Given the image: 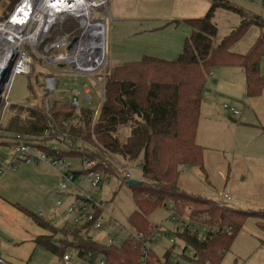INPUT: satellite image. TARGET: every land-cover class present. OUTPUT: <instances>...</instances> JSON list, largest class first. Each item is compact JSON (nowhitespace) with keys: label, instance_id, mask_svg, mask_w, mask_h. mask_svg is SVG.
I'll return each mask as SVG.
<instances>
[{"label":"rangeland","instance_id":"1","mask_svg":"<svg viewBox=\"0 0 264 264\" xmlns=\"http://www.w3.org/2000/svg\"><path fill=\"white\" fill-rule=\"evenodd\" d=\"M226 1L242 9L244 13L250 11L251 15L264 20L258 0H255V3ZM208 9L209 0H107L106 8L103 7L99 11L94 9L92 16L88 18L90 23L98 19L100 22L105 21L107 25L106 57L99 68L100 71L93 77L94 84L86 78L78 80L74 77H60L57 82L58 89L51 93L50 99L74 97L81 106L82 87H87L91 94L90 102L86 104L96 107L100 102L102 87L97 78H102L111 72L112 68L125 62L138 61L143 55L167 60L176 58L181 54L183 41L190 31L188 25L182 21L202 17ZM75 21L77 23L78 20ZM212 21L217 28L216 42L240 24L238 14L219 7L215 9ZM79 22L81 33L85 28L80 19ZM258 34V28L250 26L243 36L233 43L230 51L245 54L257 40ZM78 36H71V40ZM70 45L67 49L73 53ZM20 50L24 48L21 47ZM27 52L32 60V73L16 75L8 92L9 103L13 107L23 106L24 109L42 105V78L46 74L56 75L45 61L41 63L30 51ZM2 55L3 53H0V57ZM259 65L262 75L264 55ZM36 80L39 84L37 86ZM70 80L78 84L80 89L76 90L71 86ZM216 80L219 81L218 84ZM63 83H66V87L62 86ZM244 85L242 69L238 67L216 66L210 70L207 85L202 93V107L199 110L195 136V142L200 144L202 149L203 170L200 172L194 166L186 167L185 170L183 168L178 187L188 194L206 197L218 203H221L220 193L226 192L230 200L224 203L225 205L248 212H264V91L258 97L248 98L245 96ZM33 93L35 100L32 98ZM224 105L237 110L239 114L232 115L228 109L223 108ZM6 116L7 113L3 117L4 121ZM118 134L122 139H126L124 132ZM7 142L11 144L10 139L0 138V156L4 162L11 158L12 148ZM134 165L130 164L133 170ZM35 169L23 163L16 170L0 176V255L5 264H64L57 254L35 245V237L44 231L16 205L26 208L39 218H52L59 226L62 223L78 224L73 221L75 215L67 214L65 209L73 196L84 190L92 200L105 203L107 211L102 215L104 219L110 217L120 225L113 229L110 220L111 222L105 223L101 230L87 231V235L92 236L98 244H106L109 236L122 238L130 231L128 217L135 209L131 198L132 190L121 184L115 176L106 177V183L101 185L99 191L93 192L86 188L85 184H74L60 189L57 187L59 177L54 170L44 163ZM39 174L43 178V188L37 193L38 187L35 183H38L36 176ZM47 190L54 192V196L49 200ZM56 199L60 200L59 204ZM169 214L167 209L160 207L147 215L149 225L154 229V240L149 239L146 244L159 258L170 248V239L173 240L174 257L181 251L182 242L174 234L179 221L170 219ZM257 220L251 215L244 221L230 245L231 248L223 255L219 264H264V231L258 228ZM261 224H264V219ZM59 236L61 235L58 233L55 237ZM181 262L180 260L179 263ZM69 264L89 263L72 257Z\"/></svg>","mask_w":264,"mask_h":264},{"label":"trees","instance_id":"2","mask_svg":"<svg viewBox=\"0 0 264 264\" xmlns=\"http://www.w3.org/2000/svg\"><path fill=\"white\" fill-rule=\"evenodd\" d=\"M16 1L0 0V4L8 11ZM209 6L204 16L182 21L190 31L183 41L181 54L176 58L167 60L143 55L138 61L125 62L106 73L99 108L98 105H83L78 112L76 126L70 130L75 136L90 142L93 134L94 140L111 154L127 164L137 163L141 166V186L128 187L132 190L131 198L135 205L128 217V225L141 233L144 240L154 230L149 225L147 215L160 207L172 212L178 219L185 215L188 223L207 226L208 230L202 240H198L196 233L187 228L174 233L183 244V253L187 249L196 251V264H219L231 248L244 221L251 215L258 219L257 226L264 231V224H261L264 212L220 206L212 199L188 194L177 186L182 168L194 166L200 172L203 170L202 149L195 142V136L202 93L210 70L216 66L238 67L243 71L246 97H258L264 91V74H260L259 65L264 55V20L244 13L226 0H209ZM218 7L238 14L240 24L216 42L217 28L212 18ZM252 25L259 30L255 43L245 54L230 51L233 43ZM75 29L77 25L74 20L66 17L51 30L47 41ZM58 51L51 50L48 55ZM32 96L35 100L34 93ZM50 102L49 114L52 119L44 113L43 105L28 109L10 105L6 112L7 119L0 126V138L12 139L14 134L37 136L46 129L49 122L67 120L72 107L68 103L58 106L55 98ZM97 108L98 117L92 126ZM122 127L129 130L126 139L118 134ZM106 166L98 164L95 170L102 171L107 177L115 176L125 185L115 168ZM20 210L39 228L50 232L49 235L35 237L37 247H44L58 256L67 249L75 248L80 256L87 254L92 260L103 257L104 264H139V249L143 241L137 242L132 238L118 245L98 244L92 236L87 235L89 226L86 223L54 229L26 208ZM55 233L61 236L57 238ZM56 241L59 245H55ZM172 248L170 246L163 253L161 264H173L169 262L173 255ZM184 259L189 262V259ZM158 261L159 258L151 250L146 264Z\"/></svg>","mask_w":264,"mask_h":264},{"label":"built area","instance_id":"3","mask_svg":"<svg viewBox=\"0 0 264 264\" xmlns=\"http://www.w3.org/2000/svg\"><path fill=\"white\" fill-rule=\"evenodd\" d=\"M241 1L255 3V0ZM258 1L261 5V11L264 14V0ZM106 5L107 0H17L12 5L10 10L6 11L4 6L0 4V28L2 30H4V28L6 29L4 33L3 31L0 33L5 37L11 35L12 41L18 44V57L25 58V60L27 59L25 68H17V66L13 63L9 72V77L11 78L3 85L7 86V89L4 93L2 92L0 94L2 103V107L0 109V126L4 122L3 117L6 113V110L10 105H12L8 101V92L13 78L16 75H20V73L27 75L31 73L30 65L32 60L27 50L36 56L41 63H44L45 61L46 64L50 66L49 68L56 72V75L46 74L42 78L41 82V87L43 88L42 105L44 107V113L50 119H52L49 114V107L51 104L50 101L52 99H50V95L54 91H57V82L60 77H74L78 80L81 78H86L90 79L94 84L93 77L98 74L97 72L100 71L99 68L105 60L101 63L94 61V63H90L89 66H87L86 64L81 63L82 61L75 62L72 58L76 53V47L84 33H87L86 37L91 41L95 34V26L99 24L105 25V21L100 22L98 19L95 20L94 23H90L88 18L90 15L92 16L94 9L99 11V9H102L103 7L106 8ZM82 7L85 8L86 14H81L79 9ZM105 14L106 11H104V15ZM66 17L72 18L75 23V20H78L76 23L77 29H75V33H73V31L65 32L64 34L57 36L55 39L48 42L47 39L51 30L56 24L62 23ZM79 19L85 28V30L81 33ZM41 30H44L45 32L37 41V37L33 38V36L36 32ZM73 35L79 36L71 40V36ZM69 45L72 47L73 53L67 49ZM21 47H23L24 50H20ZM54 49L60 51L56 52L55 54L48 55L49 52ZM94 56L95 55H93V60H95L97 57L95 56L94 58ZM104 76L105 75H103L102 78H97L99 79L97 81L102 83ZM69 83L71 86H74L76 90L80 89V86L75 84L73 81L70 80ZM62 86L66 87V83H63ZM102 88L103 85L100 89L99 105L101 104L103 97ZM90 94L91 90H89L87 87H82L83 104L81 106L80 102L74 97H66L65 99H61L59 97L55 99L58 106L68 103L70 107H72V112L67 120H64L60 123L49 122L46 129H44L40 135L26 136L14 134V137L10 139V145L12 148L10 160L8 162H4L3 157L0 156V176L7 173L8 171L16 170L17 167L23 163L31 165L44 163L56 171V174L59 177V184L57 186L58 188L63 189L69 185L74 186V184H85L86 188H90L91 191L96 192L99 191L101 185L105 184L107 181V176H105L102 171L95 170V167H97L98 164H103L105 166L107 165L111 166V168H115L119 175H121V179L125 182L129 179H133L142 183L143 178L141 174V166L139 164L132 163L135 164V169L133 170L130 167V164H127L115 154H111L107 148H105L100 143H97L94 140L93 134L91 135L90 142L84 138L82 139L79 136H75V134L70 131L71 128L76 126L78 122V112L80 108H82V106L86 103L90 102ZM76 95H78V92ZM98 108L94 114L95 116L92 121V126L97 120L99 110ZM223 108L228 109L232 115L239 114L237 110L228 108L226 105H224ZM120 132H124L126 138L129 135V130H127V128H120L119 133ZM57 145L62 148H59ZM65 161H67V163ZM229 200L230 197L228 194H226V192L220 193V206L225 205L224 203L229 202ZM55 201L57 204L60 203L59 199H56ZM106 211V206L103 201L97 202L92 200L84 190L79 194L74 195L72 201L65 209L67 214L75 215V218L73 219L74 222H77L78 224L86 223L89 226V231H99L104 227L105 223L111 220L110 217L109 219H104L102 217L103 213ZM170 219L173 221H179V224L175 228V232L181 231L183 228H187L190 232L196 233L198 240H202L206 235V231L208 230L207 226L205 227L204 225H197L193 222L188 223V218H186L185 215L182 216L181 219H178L172 215V212H170ZM112 223L113 229H116L118 226H120L117 222L112 221ZM132 238L137 242L143 241V245L139 249V264H146L148 255L151 252V250L147 247L146 242L149 239L154 240L153 234L144 240V236L141 233L137 232L134 228H131L130 231L126 232L122 238L115 235L109 236L107 238V243L104 245H118L122 241ZM169 243H171V246H173V240L170 239ZM55 245H59V242L56 241ZM72 257H78L83 262H87L89 264H93L96 261L98 264H104L103 257L92 260L90 255L86 254L84 256H80V253L75 248L64 251V253L60 256V260L64 264H69ZM184 258L187 260L189 259V262H186ZM162 260L163 259L161 257L159 258V261L155 262L154 264H161ZM180 260L182 261L181 263H179ZM196 261L197 256L194 249H187L184 253L181 249L180 253L177 254L176 257L172 255L169 258V262L173 264H196ZM0 264H5V261L1 255Z\"/></svg>","mask_w":264,"mask_h":264},{"label":"bare ground","instance_id":"4","mask_svg":"<svg viewBox=\"0 0 264 264\" xmlns=\"http://www.w3.org/2000/svg\"><path fill=\"white\" fill-rule=\"evenodd\" d=\"M81 11V14H86V10L84 7L79 9ZM88 13V12H87ZM83 22V21H82ZM95 34L93 36V39L90 41L89 38L86 37L87 33H84V35L81 37L76 53L72 59H74L75 62H80L86 64L89 66L90 63H94L96 61L97 63H101L105 60V51H106V40H105V34H106V25L99 24L95 26ZM3 31V33L6 31L2 30L0 28V32ZM44 30H41L39 32H36L33 36L37 37L36 40L38 41L42 35L44 34ZM0 52L3 53V56L0 58V72L2 70L11 68L12 64L14 63L17 68L26 67L27 59L25 58H19V49L18 44L14 43L12 41V36H3L0 33ZM93 55L97 56L95 60H93ZM11 64V65H10ZM10 72V69H9ZM8 72V73H9ZM10 74V73H9ZM1 77V76H0ZM11 77H7L6 81L8 82ZM5 81V82H6ZM7 89V86L2 87L1 92H5Z\"/></svg>","mask_w":264,"mask_h":264},{"label":"crops","instance_id":"5","mask_svg":"<svg viewBox=\"0 0 264 264\" xmlns=\"http://www.w3.org/2000/svg\"><path fill=\"white\" fill-rule=\"evenodd\" d=\"M210 7V6H209ZM247 13H250V11L249 12H247ZM251 14V13H250ZM242 74H243V71H242ZM217 81V80H216ZM243 81H244V76H243ZM245 82V81H244ZM213 83V82H212ZM219 83V81H217V84ZM217 84H215L214 85V87H216L217 86ZM244 89H245V85H244ZM205 90V89H204ZM201 107H202V102H201V105H200V109H201ZM198 144V143H197ZM200 145V144H199ZM25 165H29L30 167H32L33 168V170H36L35 169V167H38L39 165H42V163H38V164H36V165H31V164H27V163H25ZM47 165V164H46ZM48 166V165H47ZM50 167V166H49ZM51 168V167H50ZM52 169V168H51ZM52 170H54V169H52ZM184 170H185V168H184ZM55 171V170H54ZM56 172V171H55ZM182 172H183V168L180 170V173L182 174ZM181 174H180V176H181ZM36 176V175H35ZM58 176V175H57ZM36 178H37V180H38V183H35L36 185H37V193H39V192H41V189L43 188V178H42V175H38V177L36 176ZM179 179V178H178ZM177 186H178V181H177ZM179 188V187H178ZM33 191V190H32ZM34 192V191H33ZM47 192H48V195H47V199L49 200V199H51L53 196H54V192L53 191H48L47 190ZM206 198V197H205ZM17 206V208H23V207H20L19 205H16ZM1 208V207H0ZM234 209V208H233ZM237 209H241V208H237ZM243 210V209H242ZM21 211V210H20ZM22 212V211H21ZM23 213V212H22ZM24 214V213H23ZM24 215H26V214H24ZM41 219H43V220H45L47 223H49L54 229L55 228H61V227H63L64 225L65 226H70V224H64V223H62L61 224V226H59V225H57L55 222H53V220H52V218H49V219H45V218H42V217H40ZM1 225V224H0ZM41 228V227H40ZM43 229V231H44V233H40L38 236H40L41 234H50V232L48 231V230H46V229H44V228H42ZM46 231V232H45Z\"/></svg>","mask_w":264,"mask_h":264},{"label":"water","instance_id":"6","mask_svg":"<svg viewBox=\"0 0 264 264\" xmlns=\"http://www.w3.org/2000/svg\"><path fill=\"white\" fill-rule=\"evenodd\" d=\"M9 69H10V67L8 69L2 70L0 72V76H1L0 77V94L2 93L1 92L2 91V87L5 84V81H6L7 77H8V75H9V73H8L9 72ZM1 107H2V103H1V97H0V109H1ZM125 185L127 187H129V186L130 187H140L141 186V182H139L137 180L129 179V180H127L125 182Z\"/></svg>","mask_w":264,"mask_h":264}]
</instances>
